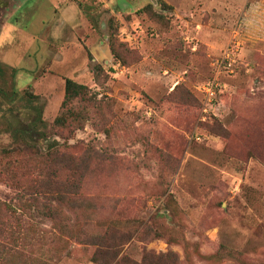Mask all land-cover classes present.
Here are the masks:
<instances>
[{
    "label": "rangeland",
    "instance_id": "rangeland-1",
    "mask_svg": "<svg viewBox=\"0 0 264 264\" xmlns=\"http://www.w3.org/2000/svg\"><path fill=\"white\" fill-rule=\"evenodd\" d=\"M259 8L0 0V264L51 254L59 264H99L93 246L37 214L52 202L39 169L55 170L52 188L78 194L77 221L93 210L98 227L112 223L128 237L117 264H264ZM65 78L87 95L69 104L80 120L58 127ZM68 215L61 222L76 221Z\"/></svg>",
    "mask_w": 264,
    "mask_h": 264
},
{
    "label": "trees",
    "instance_id": "trees-1",
    "mask_svg": "<svg viewBox=\"0 0 264 264\" xmlns=\"http://www.w3.org/2000/svg\"><path fill=\"white\" fill-rule=\"evenodd\" d=\"M87 95V87L84 84L78 83L71 78H65L64 80V98L61 103V110L53 119L52 124L54 126H66L70 124L72 120H80L81 114L78 111L73 110L69 104L77 98H85ZM24 149H30L35 153L38 157H50L56 156L57 150L55 147H51L50 150L46 153L38 152L35 145H25ZM38 176L45 178L47 191H44V194L47 196H52L49 202V205L43 207V209L36 208L37 214L51 222V228L55 229L59 234L72 238L76 242L85 245L93 246L94 252L91 256V261L97 262L99 264H117L123 258H126L122 254V249L126 242L128 241V237L126 239H118L115 235L117 233L118 228L111 224H107L105 227L101 228L95 224V212L93 210H87L85 212L84 221H77V215L80 214L74 206L77 203V193H73L72 191H64L60 188H52L50 185L53 182V178H56L55 170H46L41 172V169L38 170ZM37 176V177H38ZM71 185H75L72 183ZM36 198H32V201L35 202ZM63 202L68 203V211L63 212L62 209L59 208V204H63ZM18 204V203H17ZM16 208H20V204L16 205ZM12 209V208H11ZM14 211L17 212L16 209L13 208ZM22 211V210H21ZM66 212L73 214L75 220L73 223L61 222L64 219H70L69 215L66 216ZM48 233H53L52 229L45 230ZM148 231V230H147ZM145 231L146 233H148ZM121 240V241H120ZM109 253L111 255V260L102 261L99 259L100 253ZM59 257L57 255L51 254L47 259H37L33 260L32 264L38 262V264H59Z\"/></svg>",
    "mask_w": 264,
    "mask_h": 264
},
{
    "label": "crops",
    "instance_id": "crops-1",
    "mask_svg": "<svg viewBox=\"0 0 264 264\" xmlns=\"http://www.w3.org/2000/svg\"><path fill=\"white\" fill-rule=\"evenodd\" d=\"M256 3L260 5L259 12H258V23L255 27V33L261 36L264 35V0H256Z\"/></svg>",
    "mask_w": 264,
    "mask_h": 264
},
{
    "label": "built area",
    "instance_id": "built-area-1",
    "mask_svg": "<svg viewBox=\"0 0 264 264\" xmlns=\"http://www.w3.org/2000/svg\"><path fill=\"white\" fill-rule=\"evenodd\" d=\"M228 58H229V52L226 50V51L224 52V55H223L221 61L218 62V66L220 67V66L223 64L224 60H225V59H228ZM229 64H230V63H229ZM212 86H213V82H211V85L208 87V89H209V91H210L211 94L213 93L212 90H211V87H212Z\"/></svg>",
    "mask_w": 264,
    "mask_h": 264
}]
</instances>
